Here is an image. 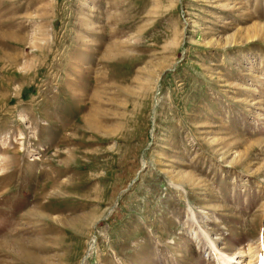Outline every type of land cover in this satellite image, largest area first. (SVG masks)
Here are the masks:
<instances>
[{
	"label": "rangeland",
	"instance_id": "obj_1",
	"mask_svg": "<svg viewBox=\"0 0 264 264\" xmlns=\"http://www.w3.org/2000/svg\"><path fill=\"white\" fill-rule=\"evenodd\" d=\"M245 258L264 0H0V264Z\"/></svg>",
	"mask_w": 264,
	"mask_h": 264
},
{
	"label": "bare ground",
	"instance_id": "obj_2",
	"mask_svg": "<svg viewBox=\"0 0 264 264\" xmlns=\"http://www.w3.org/2000/svg\"><path fill=\"white\" fill-rule=\"evenodd\" d=\"M219 256H220V255H218V259H219ZM222 256H223V255H222ZM242 257H243V256H242ZM220 258H221V257H220ZM227 259H228V258H227ZM245 259H246V258H245ZM220 260H221V259H220ZM233 260H234V258H231V259L226 260V262L231 263V261L233 262ZM247 260H248V259H246V261H247ZM222 262H225V258L222 259ZM226 262H225V263H226ZM243 262H244V261H243ZM243 262H242V263H243ZM236 264H241V263H236ZM245 264H250V262L247 261Z\"/></svg>",
	"mask_w": 264,
	"mask_h": 264
}]
</instances>
